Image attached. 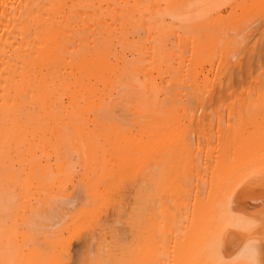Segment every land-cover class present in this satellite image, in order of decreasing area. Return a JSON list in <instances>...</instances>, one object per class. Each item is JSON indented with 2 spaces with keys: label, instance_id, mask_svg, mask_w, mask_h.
<instances>
[{
  "label": "bare ground",
  "instance_id": "obj_1",
  "mask_svg": "<svg viewBox=\"0 0 264 264\" xmlns=\"http://www.w3.org/2000/svg\"><path fill=\"white\" fill-rule=\"evenodd\" d=\"M250 1L0 0V264L102 186L117 221L85 264H264V0L251 35L226 20Z\"/></svg>",
  "mask_w": 264,
  "mask_h": 264
},
{
  "label": "rangeland",
  "instance_id": "obj_2",
  "mask_svg": "<svg viewBox=\"0 0 264 264\" xmlns=\"http://www.w3.org/2000/svg\"><path fill=\"white\" fill-rule=\"evenodd\" d=\"M261 5H262L261 1L251 0L249 7L245 11H235V12L230 13L228 15V19H226V20H228L227 25L235 33L243 32L245 35H248V33H249V35H251V33L254 32L256 27L259 25L258 22H256L255 20L258 18V17H256V13L260 10ZM253 14H255V16H253ZM250 15H252L253 17L251 18ZM202 71L203 72L201 73V75L199 77V80L201 82H204L205 80L210 79V77L213 76V69L209 63H207V66H205L202 69ZM207 74L209 76H207ZM119 105H118V107H120V109L121 108L123 109L124 106H122V103L120 106ZM120 109L118 108V110H120ZM74 128H75L74 130L77 129V127H75V126H74ZM51 137L54 138L53 136H50V138ZM52 138L50 140L54 142L55 138L54 139H52ZM51 141L48 142V144H50V146L52 145ZM55 141H58V140L56 139ZM67 141H66V143H67ZM55 146H57V145H55ZM51 147L53 149V145ZM89 147L90 146L88 145L86 148H89ZM59 148H60V150L62 149L61 146H58V150H59ZM90 148L85 150V152H87L88 154L86 155V153H85L83 155V157L86 158V162L84 160L83 163H85V164L89 163V165L88 166L85 165L81 168V169L84 168V170L82 171V173L79 176L81 178V175H83L81 178L83 180L80 179L79 182L84 181V184H85L87 181L88 184L86 183L87 185H85V186H90L89 183H92V181H93L92 180L90 182V180H91L90 178H92L94 176V173H93L92 177H90L91 175H88L91 173V171L95 172L96 170L98 171V169L100 168L98 173H101L102 170H104V168H102V165H98L99 163L101 164V160H100V162L97 161L98 163L95 161L97 164L93 163V161L95 159V157H94L95 155H93L94 152H92V149H90ZM47 149L49 150L50 147H47ZM52 149H50V150L52 151ZM89 150H90V152H89ZM102 150H104V149H102ZM102 150L99 151L98 154L100 152H101L100 154H102V152H106V151H102ZM103 156H104V154H102L100 156L98 155V157L100 159H101V157L103 158ZM83 157H81V159ZM88 160H89V162H88ZM102 160H104V159H102ZM91 164H92V166H91ZM138 169H139L138 164L131 166V168L122 167L120 174L126 182H129L134 178L131 176L137 174ZM86 171H88V172H86ZM83 173L84 174L87 173V174H85V176H84ZM98 173L95 172V174H98ZM98 175H99V177H101L100 174H98ZM78 184H80V183H78ZM99 190H100L99 196L89 206V209L86 212L85 216H83L81 218V217L77 216L76 214H73L71 217H69L66 221L63 222V225L59 228L58 236L55 237L56 243H54V244L52 243V245L39 244L36 247L31 246V248H38V251L36 254L37 260L35 261V264H85V262H84L85 249H86L87 241L89 240V238H91V239L97 238L98 239L99 236L104 234V230L106 227H108V229H109L110 227H113L116 224L117 216H118V214L116 213L117 210L115 209V205L113 203V200H111L112 198L110 197L113 194H111L108 191V189L105 188L104 186L100 187ZM119 197L122 198V194Z\"/></svg>",
  "mask_w": 264,
  "mask_h": 264
},
{
  "label": "snow or ice",
  "instance_id": "obj_3",
  "mask_svg": "<svg viewBox=\"0 0 264 264\" xmlns=\"http://www.w3.org/2000/svg\"><path fill=\"white\" fill-rule=\"evenodd\" d=\"M248 249H247V247L244 249V252H246ZM241 254H243V253H241Z\"/></svg>",
  "mask_w": 264,
  "mask_h": 264
}]
</instances>
